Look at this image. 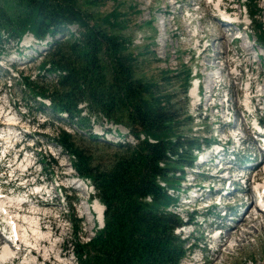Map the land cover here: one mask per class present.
Here are the masks:
<instances>
[{
	"label": "rangeland",
	"instance_id": "obj_1",
	"mask_svg": "<svg viewBox=\"0 0 264 264\" xmlns=\"http://www.w3.org/2000/svg\"><path fill=\"white\" fill-rule=\"evenodd\" d=\"M194 2L195 4L202 3V0H98L96 2L94 0H78L82 9L94 16L102 17L112 12L117 14V22H121V28L118 31L130 40L129 51L138 58L137 66L140 74L158 80L162 72L170 71L173 75L182 69V65L190 69V85L184 94L186 105L179 80L176 82L172 80L169 83L160 81L162 88L171 93L173 102L181 113L185 106L186 112L190 116V124L184 123L180 131L185 135L210 140L225 138L224 134L226 133L237 132L241 137L244 134L242 149L228 157L234 158V160L225 163V166L237 170L233 173L234 178V175L240 173L241 170L248 172V169H245L243 165L245 161H249L251 165H256L257 169L254 172L256 179L263 181L264 160L257 155L254 157L260 150L254 143V134L249 131L251 120L244 121L243 107L246 105L245 96L248 95L245 93V89L250 82L253 90L250 95L253 97L250 109L264 108V98H261L264 91H260L261 85H264V48L252 47L253 42L262 43L264 46L263 36L256 29L259 24L264 27V0H256L259 11L255 20L250 21L246 32L250 41L248 51L243 50L245 43L242 45L237 42L231 43L229 37H227L229 43L224 44L218 50L216 48L218 42L209 36L222 26L216 24L211 18V8L208 6L202 5L197 9L194 7L195 4H192V12L189 13L188 5ZM247 5L246 0H234L230 7L243 12ZM193 10H196V13ZM187 17H190L188 22ZM229 27L234 30L233 26ZM195 28L203 31L198 40L191 36L190 31H194ZM68 31L76 35L75 26L68 27ZM0 35V115L2 117L0 125L3 127V133L12 132L11 127L2 124L7 118L17 119L15 123L20 130V136H23L25 132L28 133L25 135L26 144L24 147L29 148L25 155L13 160L11 164L13 171L16 172V177H11L8 172L7 177L11 181H4L12 183V186H18L19 184L13 183H16L21 177L27 176V183L31 187L26 189V195H23L20 190L7 193L8 190L5 189L7 194L0 200L18 199L21 202L20 205L11 208L5 206L8 208H5V212L10 217L12 216L11 219H14L15 214L18 213L15 222L20 227L18 233L22 236L25 233L26 225L22 219L29 218L28 216L32 219L35 218L36 228L41 232L40 237L42 238V240H38L40 252L23 246L24 254L22 255V251L17 250L18 254L14 255L15 261L9 264H22L25 256L28 262L31 261L33 264H46L44 261L48 259V252L51 251V253L54 251L53 259H48L47 264H75L70 250L71 224L69 218L74 216L79 220L80 233L78 237L81 241L91 238L94 232L101 227L96 221V213L92 210V205H97V201L90 199L91 186L87 182L85 186L76 177L68 156L62 152L54 139L58 129H63L71 135H78V131L74 124L66 119L59 120L48 109L40 108L37 103L32 102L21 84L22 77L26 76L34 81L38 80L44 83L53 81L52 75H46L39 68L44 60L48 44L53 39L46 36L43 40H36L30 33H26L16 42L9 39L4 31H1ZM25 37L30 39L26 44H31L30 48L21 45ZM61 37V35H56L55 39ZM239 53L241 57L238 55ZM255 53L260 56L259 61H257ZM214 61L219 62V66L228 62L221 78H218L216 74L219 66H215ZM237 66L241 68L238 75L234 74L228 77L227 73ZM211 76L213 80L221 82L220 85L214 83L212 99L207 100L204 97L199 99L189 95V88H193L191 83L195 84L194 78L196 77L199 78V91H205L207 94L210 90L208 84ZM224 95L228 99L226 104L224 100L221 101L224 99ZM226 112L229 116L226 115ZM257 116L264 118V112H258ZM227 120L229 121L227 122ZM89 124L91 132L104 141L133 143L127 130L120 125L108 123L99 116H90ZM5 139L7 143L12 141L10 136ZM13 141L16 142L17 139L15 138ZM230 143L234 146L235 140H231ZM100 146V144L93 146L92 149L98 155L109 156L110 153L102 150ZM204 147L203 149H205ZM228 148L232 149L231 146ZM12 157L18 156L14 153ZM199 163L195 161L192 170L184 169L183 181L177 194L178 204L173 208V211L178 213L182 219H189V223H191L190 226L187 225L176 230V234L182 239L188 237L187 244L192 246L180 264H211L215 258L213 252L218 249V246L214 240L208 238L205 229L209 226L225 224L224 218H220L214 208H209L204 212L199 207H192V202L190 205L185 204L184 192H186V188L193 183L206 188L208 182H211L210 177L214 174V166L209 164L200 166ZM3 168H5V162H0V169ZM0 175L2 176L3 173ZM32 187H36L35 193L32 194L33 198L30 197ZM215 188L216 186L203 191V201L209 199L217 201ZM65 195L76 198V201H71V204L68 205L67 200L61 198ZM240 196L241 193L238 191H232L227 198L225 197L228 202L235 204L233 208L229 209L227 215L230 217L226 223L228 227H232L238 221L239 215L252 203L249 200L243 202L244 199H241ZM23 201L26 203L22 204ZM202 203L200 204L201 208H203ZM240 203L242 207L238 206ZM203 212L204 223L201 222L202 218L199 216ZM250 213L256 218H254L255 222L247 221L246 224L239 225L230 234L227 246L219 248L222 254L220 264H264V214L261 213L257 216L254 214L253 208ZM20 215L21 217H19ZM212 220H214L213 223H211ZM243 231L246 234L242 240L236 241ZM45 237L48 238L47 242L44 240ZM23 240L22 244H24ZM226 247H230V249L228 250Z\"/></svg>",
	"mask_w": 264,
	"mask_h": 264
},
{
	"label": "trees",
	"instance_id": "obj_2",
	"mask_svg": "<svg viewBox=\"0 0 264 264\" xmlns=\"http://www.w3.org/2000/svg\"><path fill=\"white\" fill-rule=\"evenodd\" d=\"M246 1L253 22L257 2ZM117 20L115 12H86L78 0H0V32L9 39L18 42L26 33L53 39L39 67L53 81L26 76L21 84L32 102L75 125L78 135L58 129L55 142L76 176L92 187L90 199L104 207L103 226L86 241L79 240V220L69 218L75 264H180L191 248L176 234L183 220L173 208L184 169L208 140L180 131L190 116L160 81L179 80L186 105L190 69L182 65L158 80L140 74ZM256 29L264 39V27ZM90 116L124 127L135 143L100 139L91 132ZM99 144L109 156L95 153ZM65 197L70 205L72 198Z\"/></svg>",
	"mask_w": 264,
	"mask_h": 264
},
{
	"label": "bare ground",
	"instance_id": "obj_3",
	"mask_svg": "<svg viewBox=\"0 0 264 264\" xmlns=\"http://www.w3.org/2000/svg\"><path fill=\"white\" fill-rule=\"evenodd\" d=\"M220 2H221V4H223L224 5V7L227 9L228 7H230V4H233L234 3V0H219ZM173 4H175L174 3V1H173ZM202 5H204V6H206L207 5V3L204 1V0H202V3H197V4H195L194 5V7H196L197 9H198V7H200V6H202ZM196 9V10H197ZM187 19V22H188V20L190 19V17H187L186 18ZM188 26V25H187ZM233 28H234V30H235V27L233 26ZM224 29H228L229 31L231 30L230 29V27L229 26H224V27H220V28H218V29H216L215 30V32H212L211 34H210V36L209 37H211L214 41H216V42H218V44H217V46H216V48L219 50V49H221L222 48V46L224 45V44H228L229 43V41H228V36H226V34H225V32L223 31ZM234 30H231L232 32L234 31ZM191 32V36L192 37H196L197 38V40H198V38H199V36L201 35V34H203V31H202V29H194V31H190ZM242 37L243 38H247L248 39V37H247V35L245 36L244 34H242ZM201 38V37H200ZM28 40H30L28 37H25L24 38V42H22V46H24V45H26L27 44V42H28ZM198 42V41H197ZM199 42H200V40H199ZM198 42V43H199ZM198 45V44H197ZM214 45V44H213ZM207 48V47H206ZM206 48H204V50H206ZM216 49V50H217ZM248 49H249V47L248 48H246V50L245 49H243L244 51H248ZM217 50V51H218ZM217 61H220V60H218L217 59ZM214 63H216L215 64V66H219V62H216V61H214ZM225 64H222L223 66H219V68L217 69V72H216V74L218 75V78H221V74H222V72H223V70L226 68L225 66L228 64V62L226 61V62H224ZM238 67V68H237ZM237 67H235L234 68V70H231V71H229L228 73H227V76L228 77H231L232 75H238V71H241L240 69V66H237ZM217 79V78H216ZM220 80V79H219ZM221 81V80H220ZM214 83H215V79L213 80V77L211 76V78H210V82H209V84H208V88L209 89H213V85H214ZM221 83V82H220ZM250 82H248V84H247V87L246 88H249V87H251L250 86ZM193 86V88H189V95L191 96V97H197V91H196V89H195V85L193 84L192 85ZM260 91H264V85H261V88H260ZM224 98V97H223ZM223 100L224 99H221V101L223 102ZM199 105V104H198ZM222 105V104H221ZM200 107V106H199ZM9 115V114H8ZM192 116V115H191ZM2 117H0V119H1ZM16 121H14V119L12 118V117H10V118H7V120L2 124L3 126H9V127H11V126H13V127H17V124L15 123ZM234 130V129H233ZM242 137L244 138V134L242 135ZM258 166V165H257ZM246 167V166H245ZM254 167H256V165H254ZM228 168L227 167H225L224 168V171H226ZM216 170H217V168H216ZM215 170V172H218V171H216ZM245 196H246V198L245 197H242L241 199H244L243 200V202H247V200H249V201H251L252 203H250L248 206H247V208L244 210V212L243 213H241L240 215H239V219H238V221L236 222V223H234V225L232 226V227H228L227 226V222L229 221V219H230V217L229 216H224V217H222V218H224V222H225V224L224 225H221V226H219L218 228L221 230V232L219 233V235L217 236V237H213V239L212 240H214V242L217 244V246H218V249L216 250V251H214L213 252V255H214V259H213V261L211 262V264H220L221 262H222V254L220 253V251H219V248L220 247H223V246H227V242H228V239L231 237L230 236V234L232 233V232H234L237 228H238V226L239 225H243V224H246V222L247 221H249V222H252V223H254L255 222V217H253L252 216V213H250V210H251V208H253V209H256V204L252 201V193L249 191V190H246L244 193H243ZM192 201V200H191ZM241 201V200H240ZM20 201L18 200V199H16V198H8V199H3V200H0V213L2 214V215H4L5 216V220H6V222L7 223H9L10 224V226H9V230H10V237L12 236V237H14V239H15V243L17 244V243H19V249H18V251H22V255L24 254V248H22L23 246L25 247L26 246V248H31L32 249V251H38L39 250V252H40V249H39V245H38V240H42V238L40 237L41 236V232L36 228V223H35V218H30V216H28L29 218H27L26 216V219H22L23 221H24V224L26 223V225H25V228H24V235L22 236V235H20L18 232H19V228L20 227H18V225L16 224V222H15V217L17 218V214H15V216H14V219L12 220L11 219V217L9 216V214L7 213V212H5V208L6 209H8L7 207H5V206H8V207H14V206H19L20 205ZM96 204L97 205H95V206H93L92 205V210L94 211V213H96V221L97 222H99V224L101 223V215H102V211H103V207L100 205V204H98L97 202H96ZM238 206H241V203L238 205ZM242 207V206H241ZM239 208V207H238ZM7 211V210H6ZM12 213V212H11ZM262 212L260 211V210H257V212H256V215L258 216V215H260ZM12 215V214H11ZM30 215V214H29ZM38 216V215H37ZM231 216V215H230ZM19 217H21V215L19 216ZM37 218V217H36ZM255 218V219H254ZM21 219V218H20ZM37 220V219H36ZM22 223V222H21ZM21 225V224H20ZM41 230V229H40ZM23 231V230H22ZM246 234V232H242L241 234H239V238H238V240L236 239V241H241L242 240V238H243V236ZM24 239V240H23ZM22 240H23V242H24V244H22L21 242H22ZM46 242H47V240H48V238H46L45 237V239H44ZM51 242V241H50ZM52 243V242H51ZM42 244V243H41ZM55 246V245H54ZM44 247V246H43ZM48 247V246H47ZM52 249V248H51ZM226 249H230V247H226ZM18 251H16V249H13V248H11V246L9 245L8 247L7 246H5V245H3V244H1V247H0V264H9V263H13L15 260H14V258H15V254H18ZM43 251V250H42ZM48 252V251H47ZM52 252V251H51ZM51 252H48V254L49 255H47L48 256V259H53V253H54V251H53V253H51ZM31 254H32V252H31ZM44 254H46V253H44ZM51 255V256H50ZM221 255V256H220ZM48 259L47 260H45L44 261V263H46L47 264V262H48ZM13 261V262H12ZM23 262H22V264H30V262L31 261H29L28 262V260H27V258H26V256L23 258V260H22ZM31 264H33L32 262H31Z\"/></svg>",
	"mask_w": 264,
	"mask_h": 264
},
{
	"label": "water",
	"instance_id": "obj_4",
	"mask_svg": "<svg viewBox=\"0 0 264 264\" xmlns=\"http://www.w3.org/2000/svg\"><path fill=\"white\" fill-rule=\"evenodd\" d=\"M103 209H104V207H103ZM101 224H102V215H101Z\"/></svg>",
	"mask_w": 264,
	"mask_h": 264
}]
</instances>
